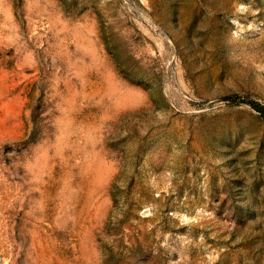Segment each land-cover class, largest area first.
<instances>
[{"label":"rangeland","instance_id":"rangeland-1","mask_svg":"<svg viewBox=\"0 0 264 264\" xmlns=\"http://www.w3.org/2000/svg\"><path fill=\"white\" fill-rule=\"evenodd\" d=\"M264 0H0V264H264Z\"/></svg>","mask_w":264,"mask_h":264},{"label":"trees","instance_id":"trees-1","mask_svg":"<svg viewBox=\"0 0 264 264\" xmlns=\"http://www.w3.org/2000/svg\"><path fill=\"white\" fill-rule=\"evenodd\" d=\"M258 110L261 113L262 118L264 119V107H258Z\"/></svg>","mask_w":264,"mask_h":264}]
</instances>
